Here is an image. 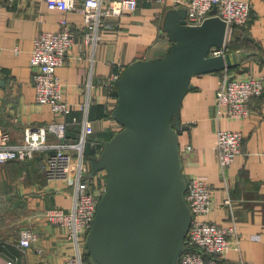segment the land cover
Segmentation results:
<instances>
[{
    "label": "crops",
    "instance_id": "obj_1",
    "mask_svg": "<svg viewBox=\"0 0 264 264\" xmlns=\"http://www.w3.org/2000/svg\"><path fill=\"white\" fill-rule=\"evenodd\" d=\"M246 1L252 7L251 20L246 27L234 31L239 39L243 30H248L242 36L246 41H240L244 50L232 52L237 54L239 65L229 69L232 76L243 79L264 76V0ZM172 8L171 0L160 5L140 0L134 13L106 19L99 31L101 40L96 45H86L83 15L50 10L42 0H0V126L16 142L28 127L54 121L51 107L37 102L31 52L38 34L59 31L61 20L67 18L75 30L76 43L58 69L65 87L64 99L72 105L66 120L71 129L75 125L70 121L75 115L79 120L84 117L80 105L90 92L94 103L89 120L94 134L88 144L97 156L108 133L121 129L115 126L114 117H108L118 100L117 87L109 86L111 74L123 72L135 60L159 58L167 53L171 42L163 23ZM221 75L218 72L193 77L194 88L183 99L184 129L179 139L184 174L186 179L203 177L212 187L214 206L205 220L230 225L234 217L238 223L239 249L228 250L221 263L264 264V94L252 101L249 119H218L216 92ZM219 129L244 135L242 153L224 170L214 148ZM187 145L193 149L186 150ZM45 162V155L38 154L26 163L13 161L0 166L1 264L3 260L38 264V249H43L44 259L51 264H64L74 253L67 230L41 215L46 209L73 207V189L62 181L50 182ZM228 193L232 207L225 203ZM27 227L34 229L38 238L24 252L18 243L21 230Z\"/></svg>",
    "mask_w": 264,
    "mask_h": 264
},
{
    "label": "water",
    "instance_id": "obj_2",
    "mask_svg": "<svg viewBox=\"0 0 264 264\" xmlns=\"http://www.w3.org/2000/svg\"><path fill=\"white\" fill-rule=\"evenodd\" d=\"M216 11L191 26L185 9H170L167 53L135 60L117 82L114 118L122 129L91 160V177L104 171L106 182L86 239L94 264H180L192 220L179 139L182 102L193 77L239 65L236 53L210 56L227 37Z\"/></svg>",
    "mask_w": 264,
    "mask_h": 264
},
{
    "label": "built area",
    "instance_id": "obj_3",
    "mask_svg": "<svg viewBox=\"0 0 264 264\" xmlns=\"http://www.w3.org/2000/svg\"><path fill=\"white\" fill-rule=\"evenodd\" d=\"M13 2L14 0H8ZM50 10L64 13L76 12L84 17L86 45H96L101 36L99 31L110 17H121L134 13L140 0H42ZM152 4H165L169 0H147ZM174 8L187 11V24L199 26L214 16L227 23V37L221 48L213 47L210 56L230 53L228 43L236 28L246 27L252 15V7L246 0H171ZM76 43V34L67 18L61 20L57 32H42L33 41L30 66L33 72L37 102L51 107L54 121L44 125L28 127L21 139L14 142L12 134L0 126V166L9 162L26 163L38 154L45 155V175L50 182H65L73 189V207L46 209L41 215L53 225L67 230L66 237L74 248L64 264H85L86 239L93 225L97 206L106 192L105 172L91 177V166L85 160L86 145L92 142L93 123L89 111L94 103L89 92L87 101L80 105L84 117L73 119L82 125L78 141L66 140L67 123L64 120L72 112V105L64 99L65 87L58 69L65 64L69 51ZM122 71L111 74L109 86L117 87ZM264 94V76H251L248 79L232 76L229 69L222 71L216 92L217 118L246 120L252 115L251 104ZM115 122V121H114ZM118 128L122 126L116 121ZM94 144V143H92ZM244 135L240 131L219 129L214 148L218 153L219 165L228 168L243 151ZM186 150H192L187 145ZM97 155L98 157L101 155ZM182 152V151H181ZM90 174V175H89ZM98 179V181H97ZM100 181V182H99ZM185 199L192 212L190 229L186 237V250L180 264H222L223 257L232 247L239 249L238 223L233 217L230 225H221L204 219L214 206L213 190L206 179L192 176L187 179ZM232 207L228 193L225 202ZM32 228L20 232L18 246L22 251L29 249L37 240ZM38 264H51L44 259L43 249H38ZM4 264H11L3 260Z\"/></svg>",
    "mask_w": 264,
    "mask_h": 264
},
{
    "label": "trees",
    "instance_id": "obj_4",
    "mask_svg": "<svg viewBox=\"0 0 264 264\" xmlns=\"http://www.w3.org/2000/svg\"><path fill=\"white\" fill-rule=\"evenodd\" d=\"M243 31H244L243 35L248 34V30L244 29ZM242 36L238 39V38H236V32L234 33L231 41L228 43V46H227L229 52L232 53V52H235V51L240 50V49L241 50H244L242 48V45L240 44V41H242L244 43L246 40ZM231 69H233V68H230V70ZM116 95L118 97V94L117 93H116ZM75 117H77L79 119V116L75 115ZM108 117H110V118L112 117L113 118L114 117V111H112L108 115ZM73 119L74 118L71 119L70 123L73 124V125H75V126H73L71 129H68V125H69V122L68 121L69 120L68 119L66 120V118L64 119L66 121V123L68 122V124H67V131H66V140L69 141V142L78 141L80 139L81 133H82L80 123L79 122L78 123H74L73 122ZM121 129H122V127H121ZM117 132L118 131H115V132L110 131L108 133V136H107V141L110 140ZM94 152L95 151L91 148L90 144H87L86 149H85V160H86L87 163L90 164V166H91V160H92V158L97 157ZM97 181H98V179H97ZM84 259H85V264H94V262L92 261V258L90 256L88 250H87V252L85 254V258Z\"/></svg>",
    "mask_w": 264,
    "mask_h": 264
},
{
    "label": "bare ground",
    "instance_id": "obj_5",
    "mask_svg": "<svg viewBox=\"0 0 264 264\" xmlns=\"http://www.w3.org/2000/svg\"><path fill=\"white\" fill-rule=\"evenodd\" d=\"M2 263V260H0V264Z\"/></svg>",
    "mask_w": 264,
    "mask_h": 264
},
{
    "label": "rangeland",
    "instance_id": "obj_6",
    "mask_svg": "<svg viewBox=\"0 0 264 264\" xmlns=\"http://www.w3.org/2000/svg\"><path fill=\"white\" fill-rule=\"evenodd\" d=\"M90 175V174H89Z\"/></svg>",
    "mask_w": 264,
    "mask_h": 264
}]
</instances>
